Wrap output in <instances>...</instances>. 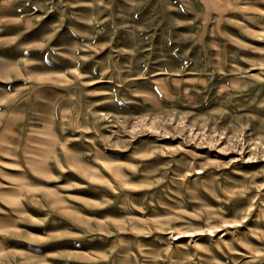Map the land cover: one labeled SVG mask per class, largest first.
Wrapping results in <instances>:
<instances>
[{
	"label": "rangeland",
	"instance_id": "374dc122",
	"mask_svg": "<svg viewBox=\"0 0 264 264\" xmlns=\"http://www.w3.org/2000/svg\"><path fill=\"white\" fill-rule=\"evenodd\" d=\"M0 264H264V0H0Z\"/></svg>",
	"mask_w": 264,
	"mask_h": 264
}]
</instances>
